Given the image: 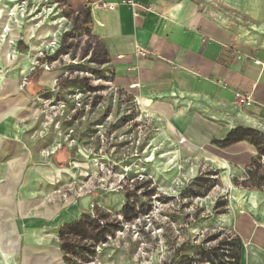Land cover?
<instances>
[{"label": "rangeland", "instance_id": "1", "mask_svg": "<svg viewBox=\"0 0 264 264\" xmlns=\"http://www.w3.org/2000/svg\"><path fill=\"white\" fill-rule=\"evenodd\" d=\"M9 39L15 40L11 48ZM20 40L26 52L19 50ZM0 42L10 49L1 50L6 58L16 50L14 65L27 79L22 89L45 63L52 64L46 72L56 78L52 89L30 97V107L39 112L30 125L19 124L18 152L2 156L1 176L6 179L7 169L20 184L0 185V264H26L27 259L29 264H178L188 256L187 248H202L208 232L224 228L228 216L264 211L261 192L234 185L233 177L244 171L218 170L207 193L194 184L214 169L164 136V127L115 84L116 72L100 53L102 45L87 36L81 19L60 0H0ZM60 47L64 52L53 59ZM58 152L66 154L61 169L54 167ZM144 181L156 195L151 201L140 198L138 218L127 222L122 215L126 192ZM87 196L93 217L99 207L122 229L86 262L62 251L60 232L84 215L81 200ZM223 200L226 206L216 208Z\"/></svg>", "mask_w": 264, "mask_h": 264}, {"label": "crops", "instance_id": "2", "mask_svg": "<svg viewBox=\"0 0 264 264\" xmlns=\"http://www.w3.org/2000/svg\"><path fill=\"white\" fill-rule=\"evenodd\" d=\"M67 1L76 11L90 8L93 34L109 54L115 84L164 127V136L210 169L245 172L257 155L252 145L239 142L220 149L211 141L237 127L264 133V0ZM130 1L135 6L124 4ZM24 46L22 53L28 50ZM3 47L0 67L7 72L0 71L1 164L3 154L18 152L19 124L30 125L38 116L30 97L52 89L56 81L43 71L22 89L19 64L8 61L4 53L9 48ZM238 96L249 97L250 104H239ZM65 158L58 152L54 167L64 168ZM5 172L0 185L19 186V178ZM239 195L242 206L245 199ZM226 219L221 229L232 227L228 230L239 240L238 264H264V211Z\"/></svg>", "mask_w": 264, "mask_h": 264}, {"label": "trees", "instance_id": "3", "mask_svg": "<svg viewBox=\"0 0 264 264\" xmlns=\"http://www.w3.org/2000/svg\"><path fill=\"white\" fill-rule=\"evenodd\" d=\"M60 2L77 14V17L81 19V29L86 31L89 38L100 43L102 45L100 53L110 58L104 44L93 34V21L90 8L76 11L70 7L67 0H60ZM18 48L19 50L26 49L21 40L18 42ZM63 52V48L60 47L55 51L53 59H56ZM66 52L68 53V51ZM88 54L89 52L86 51L84 56L86 57ZM43 71V68L37 69L35 73L36 77H39ZM239 142H247L252 145L257 155L253 158L251 165L245 169V174L242 177H233V183L236 187L248 191L261 192L264 195L263 132L254 128L237 127L231 130L225 137L213 139L211 144L220 149H226ZM54 158L57 159V154ZM218 175V170H207L195 179L194 184L204 187L205 193H207L214 185L212 178L218 177ZM134 186L135 189L132 192H126V200L122 208V215L126 218L127 222H132L138 218L139 214H137L136 203L140 198L151 201L152 197L156 195V189L151 187V182L149 181L142 183L134 182ZM193 187L192 189L195 192L193 195L200 196V193ZM139 192H141V195H139ZM226 204L227 202L224 200L217 202L216 208L220 206L224 208ZM95 213L96 217H93L90 211H84V215L80 219L70 222L60 232L61 249L66 255L78 256L82 261L86 262L92 261L96 256L95 248L106 242L109 236L122 229L121 222L116 220V218H112L111 214L101 210L99 207H95ZM218 214H225V212H219ZM211 233H207L209 236L205 239L202 248L196 249L193 246V249L190 251L187 248L188 256L181 258L178 264H238L240 244L235 234L228 229H219L215 230L213 234ZM179 250L176 251L178 252Z\"/></svg>", "mask_w": 264, "mask_h": 264}, {"label": "built area", "instance_id": "4", "mask_svg": "<svg viewBox=\"0 0 264 264\" xmlns=\"http://www.w3.org/2000/svg\"><path fill=\"white\" fill-rule=\"evenodd\" d=\"M124 4H128V5H132V6H135V4L132 2V1H130V2H124ZM105 7L106 8H108V9H115L116 8V4H106L105 5ZM11 16H14V13L13 14H11ZM8 43H9V45H10V48H11V46L12 45H15V40H12V39H9L8 40ZM55 51H53V53H54ZM9 60L10 61H15L16 59H17V53H16V50L15 49H13L12 51H10V55H9ZM51 63L49 64V63H45V64H42L41 65V67L45 70V72L46 71H49V70H51ZM26 81H27V79L25 78V79H23V83L25 84L26 83ZM23 83H22V86H23ZM237 101H238V103L239 104H241V105H248V104H250V98L249 97H246V96H238L237 97ZM233 233V232H232Z\"/></svg>", "mask_w": 264, "mask_h": 264}, {"label": "water", "instance_id": "5", "mask_svg": "<svg viewBox=\"0 0 264 264\" xmlns=\"http://www.w3.org/2000/svg\"><path fill=\"white\" fill-rule=\"evenodd\" d=\"M81 201L83 203V211H89V209H87V203L90 202V196L82 198Z\"/></svg>", "mask_w": 264, "mask_h": 264}]
</instances>
